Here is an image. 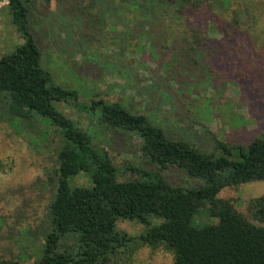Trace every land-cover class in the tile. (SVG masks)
Wrapping results in <instances>:
<instances>
[{
	"label": "trees",
	"instance_id": "trees-1",
	"mask_svg": "<svg viewBox=\"0 0 264 264\" xmlns=\"http://www.w3.org/2000/svg\"><path fill=\"white\" fill-rule=\"evenodd\" d=\"M5 1L23 43L0 57V121L16 129L45 127L42 135L53 142L55 158L47 173L53 194L46 226L38 235L26 232L38 242L32 264H132L144 248L167 251L173 264H264V195L251 200L248 216L220 198L227 188L264 181V138L238 146L215 139V151H209L121 100H93L78 108V91L59 85L45 68L35 32L39 3L65 0ZM263 5L264 0H77L72 11L98 19L99 33L115 20L127 37L137 38L140 29L143 36L156 34L154 53L205 50L211 40L190 21L202 15L214 32L222 29L227 48L249 52L264 44ZM59 105L91 116L132 145L137 141L145 167H119ZM174 173L179 176L169 178ZM81 178L84 184H78ZM205 209L214 223L197 226ZM125 221L141 224L143 232L120 230ZM0 264L22 261L2 257Z\"/></svg>",
	"mask_w": 264,
	"mask_h": 264
},
{
	"label": "rangeland",
	"instance_id": "rangeland-1",
	"mask_svg": "<svg viewBox=\"0 0 264 264\" xmlns=\"http://www.w3.org/2000/svg\"><path fill=\"white\" fill-rule=\"evenodd\" d=\"M76 3L52 1L47 6L40 2L35 32L45 68L59 85L78 91V108L93 100H121L136 113L161 123L172 135L209 151H215V139L238 146L264 138V44L257 51L233 52L226 47L222 29L214 32L209 28L212 21L198 15L190 21L211 40L208 48L198 53L178 49L154 53L150 43L156 34L143 36L140 29L134 31L137 38L127 37L115 20L108 22L113 24L112 30L99 33L98 19L75 16L72 8ZM213 24L216 26V20ZM149 26L147 23L145 31L150 32ZM22 43L8 2L0 0V57ZM59 108L89 130L94 142L119 167H145L135 147L137 141L132 145L127 137L106 132L91 116L79 115L68 105ZM42 129L46 128L16 129L0 121V165L5 164L0 170V258H21L22 264H32L37 256L38 242L26 232L42 233L53 194L47 178L54 167L53 142L42 135ZM263 195L261 181L227 188L220 198L230 200L248 216L251 200ZM208 212L205 209L197 217V226L214 223ZM118 228L134 236L144 230L141 224L129 221L120 222ZM132 264H173V257L162 249L144 248Z\"/></svg>",
	"mask_w": 264,
	"mask_h": 264
}]
</instances>
